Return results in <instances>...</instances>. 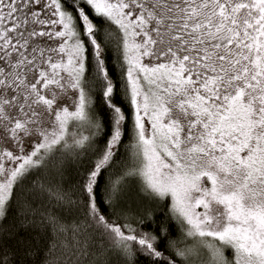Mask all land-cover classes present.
Here are the masks:
<instances>
[{
  "label": "snow or ice",
  "instance_id": "obj_1",
  "mask_svg": "<svg viewBox=\"0 0 264 264\" xmlns=\"http://www.w3.org/2000/svg\"><path fill=\"white\" fill-rule=\"evenodd\" d=\"M0 264H264V0H0Z\"/></svg>",
  "mask_w": 264,
  "mask_h": 264
}]
</instances>
